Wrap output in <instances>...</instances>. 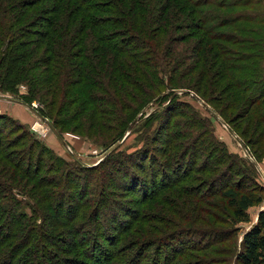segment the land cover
<instances>
[{
  "label": "trees",
  "instance_id": "1",
  "mask_svg": "<svg viewBox=\"0 0 264 264\" xmlns=\"http://www.w3.org/2000/svg\"><path fill=\"white\" fill-rule=\"evenodd\" d=\"M104 1L103 5L96 6L93 0H45L46 13L31 19L28 18V13L35 3L20 1L14 6L9 3L7 7L5 4L6 8L0 3V13L8 11L10 14L6 20H4L5 16L0 18V32L4 42L0 52L1 89L13 90L14 86L23 80L30 87L28 99L35 98L44 104L49 101L51 105L59 103L57 109L59 118L63 112L69 111L67 117H64V123L88 119L91 129L98 126L108 130L114 129L110 124H117L123 116L124 122L118 123L119 126H124L125 122H134L135 115L146 103V98L157 95V101L162 102L169 94L165 92L161 94L165 91L164 79H160L162 76L167 79L166 85L171 89L194 90L210 104L218 105L221 99L225 107L221 112H217L227 124L230 125L237 117L242 120L247 119L246 128L241 134L249 138L248 142L253 148L262 143L260 150L257 148L252 152L255 159L259 160L264 153V0H224L223 2L166 0L161 3L158 1L156 3L158 6L141 5L140 2L143 0ZM65 6L73 16L70 21L63 23L59 19ZM205 7L209 9L203 10ZM238 7L242 10H231ZM168 8L175 10L173 15ZM48 12L51 16H47ZM93 12L99 13L92 15ZM176 14L182 17L185 15L189 21L184 22L181 17L178 18L181 21H178L177 18H173ZM176 20L178 22L175 23ZM76 22L78 26L71 31ZM14 23L22 26L13 31ZM149 24L152 25V29L146 34ZM164 25L170 28V32L174 31V28L179 31L186 30L180 36L170 35L165 49L160 51L159 45L163 43L158 34L165 28ZM189 39L191 42L183 44ZM178 42L179 49L175 46ZM90 44L93 46L92 50H88ZM42 48L46 54L39 57ZM111 51V63L105 65V58L102 56L108 55ZM136 51H144L145 54L142 55H147L149 58H142V55ZM191 52L194 53V58ZM67 59L70 60L68 62L70 73L66 77H60ZM187 59L190 61L186 62ZM41 65L44 67L41 68ZM198 65L200 73L195 84L175 80V75L185 77L194 73ZM169 66H172L171 72L167 75L165 69ZM38 69H42V72ZM158 69L168 77L159 74ZM61 81L65 86L63 92L60 91L59 94L57 90ZM171 92L169 95L173 93ZM218 92L220 97H214ZM48 96L50 98H47ZM227 108L233 109L232 113L235 111V114L230 115ZM159 109L146 118L143 137L150 145L148 139L157 141V133L165 128L166 139L161 142L164 146L158 150L155 148L162 156L167 157L164 162L157 161L152 155L153 150L149 146H144L130 154L118 152L101 162L98 167L83 168V170L79 166L73 167V164L49 152V159L53 161L49 167L50 171H54V175L50 178H39L35 185L39 193L34 195L38 199L37 203L45 197L49 202L48 206L41 207L35 202L30 208L32 215L41 218L43 223L37 224L35 218H25L21 219L23 221L19 224L14 223L13 230L0 237V264H45L46 259H52L51 264H90L71 257L73 252H66L69 256L60 254L58 250H65L51 241L45 229L53 227L52 224L61 226L68 235L66 244L73 247L78 245L77 249L83 248V241L75 242L70 236L75 235L77 238L81 232L91 228L90 222L98 216L103 197L106 198L111 193L108 187L126 189L124 187L126 184L115 185L106 182L113 180L114 173L117 171L128 173L131 184L136 182L134 179L138 177L139 180L147 182L140 173L145 169H149L150 179L153 182L157 172L162 179H167L170 168L174 167V171H180L181 162L187 156L197 161L200 155L205 154L206 159L211 161L208 169H198L199 172L213 173L218 169L217 167L225 166L222 175L230 180L224 185L220 195L228 200L234 221L248 222V210L261 203L264 196V187L256 184L253 172L235 168L234 163L229 162L230 158L213 136H204L206 134L204 125L195 117L185 123L173 122V118L179 115L177 103L173 102V106L165 105ZM125 111L129 114L126 115ZM153 119H159L160 122L157 132L151 135L148 130ZM4 120L13 124L16 122L12 118L0 115V123ZM55 123L58 125L60 121L55 119ZM7 144L8 146L0 135V156L3 155L4 148L16 147V144ZM134 156L138 157L133 159ZM147 160L150 166H145L144 162ZM207 162L200 167H206ZM13 165L17 167L20 163L15 162ZM4 168L0 173L5 170ZM95 171L97 173L94 175ZM174 171L173 173H176ZM35 173L36 169L31 173V177H35ZM188 175L189 171L179 174L177 180H168L170 182H164L163 186L169 189L168 186L181 184L189 177ZM233 177H237V180H233ZM91 180L98 184L97 199L93 200L98 205L87 214L84 207L89 200L84 199V192L87 183ZM68 185L69 193L64 190ZM55 188H59L58 192L54 191ZM140 190L142 198H146V189ZM203 194H206L204 188L196 198L200 199ZM27 195L32 199L31 195ZM210 196V194L205 196L207 198L203 196L205 200L202 203L205 206L211 204L212 209L223 212L220 203L208 200ZM67 197L76 199V202L69 203ZM9 206L11 209L15 207L12 202ZM48 210H54L53 213L55 212L57 217L48 220L46 217ZM133 210L129 205L123 210L130 216L129 220L125 221H121L118 217L107 221L105 216L101 229L103 236L109 237L111 229L119 231L126 228L127 232L131 230L137 221L142 220ZM200 210L202 213L205 211L204 214L214 221L218 220L217 213L213 214L211 210L202 207ZM61 212L65 214L63 215L65 218H61ZM175 214L179 215V213ZM188 217L189 215L182 214L180 218L190 221ZM198 218L206 217L198 215ZM77 221L80 223L74 224ZM1 222L2 217H0ZM164 222L170 223L168 219ZM235 231L232 230L233 233ZM208 233L213 234L215 231L209 230ZM143 234L145 235L144 232ZM90 239L95 244L97 238ZM226 239L228 240L222 235L215 238L214 242H203L199 246L196 240L188 239L180 242L182 245L187 244V249L183 250L182 246L181 250L174 248L169 252L161 250L162 245H166L163 242L157 245L152 256V264H169L170 261L184 257L194 250L206 251L212 248L213 244L221 243ZM132 240L134 241V238ZM12 243L13 245L10 246ZM136 243L135 245L138 246L139 242ZM154 243L145 239L144 249L140 253L134 250L128 258L125 256L127 259L123 264H149L148 251ZM117 245L109 242V246L114 248L113 251L100 252L94 260L101 259L103 262L98 261L96 264H108L112 259L123 260L124 256L121 258L118 254ZM105 247L108 249L107 246ZM215 251L217 253V250ZM221 251L223 253V250ZM112 253L117 256L110 257ZM87 255L93 257L91 253L87 252ZM208 257L207 254H203L196 261L187 260L179 264H213L207 259ZM227 259H223L224 262L227 263ZM233 264H264V209L258 212L256 222L243 234L240 248L234 254Z\"/></svg>",
  "mask_w": 264,
  "mask_h": 264
},
{
  "label": "rangeland",
  "instance_id": "2",
  "mask_svg": "<svg viewBox=\"0 0 264 264\" xmlns=\"http://www.w3.org/2000/svg\"><path fill=\"white\" fill-rule=\"evenodd\" d=\"M20 1H30L32 4L35 3V6L29 10V19L46 13L45 8L47 5L45 0H0V3H2L4 8H6V5L9 7V3H11L10 5L14 6L15 4L18 5V2ZM158 1L159 3L162 1L166 2V0H143L140 3L141 5L145 4L150 6H158L156 4ZM221 1L223 2L224 0H217V2ZM93 2L96 6H99L103 5L105 1L93 0ZM100 2L101 4H96ZM148 8L149 7H147V9ZM206 9L209 8L205 7L203 10ZM231 10L235 11L242 9L238 7ZM168 11L172 15L175 12V10H172L171 8H168ZM1 13H3V15ZM1 13V19L5 16L4 20H6L10 16L8 11H3ZM98 13L99 12H93L91 14L97 15ZM47 14H49L47 16H51V13L48 12ZM72 16V12L68 11V7L65 6L62 9L59 20H61L63 23L65 21L68 22L71 20ZM179 17H181L184 22L189 21L185 15H183V17L177 14L173 16L175 19H178ZM178 21L181 20L178 19ZM178 21L176 20L175 23ZM19 26L22 25L19 23H14L13 31L18 29ZM76 26H78L77 22L76 24H73L71 31L76 29ZM166 27L168 26L166 25ZM166 27L158 34L163 43L159 45L160 51L165 49L167 39L170 35L174 36L179 34L180 36L186 30L182 29V31H179V29L174 28V31L170 32V28ZM151 29L152 25L149 24L145 33H149ZM3 36H5L4 33ZM188 42H191V39L183 42V44H187ZM3 44V37L1 38L0 32V52ZM179 45V42L175 43L176 48H178ZM92 47V44H90L88 50H92ZM43 50L44 49L42 48L38 55L39 57L45 56L46 53L43 52ZM136 52H139L141 55L145 54L144 51ZM191 54L192 58H194V53L191 52ZM111 55L112 51L108 55L102 56L105 58V65L111 63ZM142 58L148 59L149 57L147 55H142ZM189 61L190 59L186 60V62ZM68 62H70V60L67 59V62H65V65L62 67L63 72L60 74V77H66L69 75L70 68H68ZM43 67L44 66L41 65V68ZM171 67L172 66H169L165 69L167 70V75H170ZM38 70L40 72L42 69ZM199 70L200 66L198 65V69L195 70L194 73L185 77L175 75V80H180L183 83L195 84L196 79L198 80L199 78ZM158 73L163 75L159 69ZM161 78L164 79L163 90H165L161 92V94L164 92L170 94L172 91L173 93L171 92V95L168 94L162 102L157 101V95L146 98V103L136 113L134 122H125L124 126H119L118 123L122 124L124 122L123 118L125 117L123 116V118H121L117 124H110V126L114 129L108 130L99 128L98 126L91 129V124L88 119L64 123V117H67L69 111L63 112V115L59 118L57 115L59 103L51 105L49 104V101L44 104L42 101H38L35 98L28 99L30 87L27 82L23 80L18 82L14 86L13 90H3L0 87V115H5L8 118H12V120L16 121L14 124L6 120H4L3 123H0V131L2 132L0 135L3 139V142L7 146V143H10L11 145L16 144V147H8L6 149L4 148L3 155L0 156V170L5 167V170L0 173V189L2 190L0 192V217H2V222L0 223V237L10 233V231L13 230L12 227L14 223H21L23 221L21 219L35 218L37 224L41 225L43 223L41 218L32 215L30 208L34 206L35 202L37 203L38 201V199L34 197V195L39 193V190L37 189L38 187L35 186L36 181H38L39 178H50L54 175V171H50L51 168L49 167L53 163V161L49 159V152H51L53 156L61 157L70 164H73V167L79 166V168L86 169L98 167L101 162L115 156L118 152L130 154L144 146H149V148L153 150L152 155H154L155 159L159 162H164L167 157L162 156L160 152L156 150L164 146L161 142L166 139L164 137V134L166 133L165 128L161 129V131L157 133V141H150L148 139L150 142L149 145L146 142L147 140H145L143 137V133L145 131L144 122L151 113L160 110L159 108H163L165 105L173 106V102L177 103L179 107V115L173 118V122L185 123L187 121L189 122L190 120H193V117L198 119L201 124L204 125V130L206 132L204 136H213L214 140L223 147L227 157L230 158L229 162H233L234 167L240 169L241 171L246 170L248 172H253V174H251L255 177L256 184L258 186L264 187V153H262V156L259 158V160H256L252 153L257 148L260 150L262 143L256 145L255 148H253L248 142L249 138L247 139L241 134L243 133V129L246 128L247 119L242 120L237 117L235 121L229 125L221 118L218 113L221 112V110H223L225 107L221 99L218 105L207 103L194 90L186 88L171 89L166 85L168 84L167 79L162 76L160 79ZM64 86V83L61 81L57 92H63ZM215 96L218 97L219 92L215 93L214 97ZM47 98L50 97L48 96ZM36 103L38 106H36ZM227 109L229 110V108ZM232 110H229L230 115L235 114V111L232 113ZM13 112H16L20 115V117H18L19 119L14 117L15 115ZM124 113L126 115L129 114L127 111ZM233 118L235 117L233 116ZM55 119L60 121L58 125L55 123ZM230 119L231 118L229 117L228 120ZM159 122V119H153L151 121L150 130H148L150 131L151 135L154 132H157ZM231 126L233 128H231ZM202 128L203 127H201V129ZM119 130H121V132H119ZM191 130L193 131L192 128ZM198 130L199 129L197 128V131ZM239 134L241 136H239ZM241 145L245 147L249 156L243 152ZM137 157L134 156L133 159ZM15 162L20 163V165L15 167L13 165ZM205 162H207V166L200 167ZM210 162L211 161L208 160V158L206 159L205 154L200 155L197 161H194L193 158L187 156L185 160L181 162L182 164L180 166V171H174V167H171L170 171H168L169 177L167 179H162L160 174L157 172L154 175V182L150 179V174L148 172L149 169H145L144 172L142 171L140 173H142V177L147 180L146 183L139 180L138 177L134 179L136 182L131 184L132 182L129 181L128 173L124 174V171H117L114 173L113 180H107L106 182L115 183V185H118L119 183L123 185L126 184V186L124 185L126 189L115 188L113 186L108 187L109 192L111 193L106 198L103 197V203L100 205L98 216L94 217V220L90 222L91 228L81 232V235H79L77 238L75 235H73V237L70 236V239H74L75 242H84V247L81 249H77L78 245L73 247L66 244L68 241V235L66 231L62 230L61 226L52 224L53 227L46 228L45 232L48 234V237L53 243L59 244V246L65 250H58L60 254L66 255V252H73L71 257L79 261H83V263L88 262L90 264H96L98 261L103 262L101 259L94 260L97 258L100 252L104 253L108 250L111 253L113 251L114 248L109 246V242L111 244H118L116 247L119 249L118 254L121 255V258L122 256H124V258L123 260L112 259L108 261V264H123L128 256L131 253H134V250L135 252L138 251V253H140L144 249L143 243L145 239L150 240V242H155L152 248L148 251V254H150L149 264H152V256L155 253V249L157 245L159 246L163 242H165L166 245L163 244L161 250L169 252L174 248L181 250L182 246L183 250L187 249V244L182 245L180 242H185L188 239L196 240L199 246V244H202L203 242H214L215 238L222 237L223 235L225 238H228V240L226 239L221 243H215L212 245V248H208L206 251L194 250V252L189 253L184 257L170 261L169 264H179L182 263V261L187 260L196 261L199 259L198 257H201L203 254H207L209 256L207 259L213 264H233L234 254L240 248L243 234L256 222L258 212L261 209H264V196L261 203L254 205L248 210V222L242 223L239 221H234L231 209L227 203L228 200L224 199L220 195L224 185L230 180L228 177H224L222 175L225 166L217 167L218 171L216 170L213 173H208L207 171H198V169H208ZM254 162L257 163V165H254ZM144 164L145 166H150L149 160L145 161ZM154 167H156L155 164ZM35 169V177H31V173L34 172ZM173 171L176 173H173ZM186 171H189V177L184 179L181 184L168 186L170 187L169 189L164 188V182H167L168 180L175 181L178 179L177 177L179 174H183ZM96 173L97 172L95 171L93 174L95 175ZM57 175L58 173H56V176ZM233 180H237V177H233ZM170 181H168V183ZM71 182L74 183L73 181ZM144 188L146 189L147 193L146 198H142L141 195L140 189ZM202 188H204L206 192V194H203V196L205 197L210 194L211 196L208 200L211 202L214 201L220 203L219 206L222 208L223 212H217L215 209H212L210 203V205L205 206V204L202 203V201L205 200L203 196H201L200 199L196 198L201 192ZM161 189L163 191H161ZM58 190L59 188L54 189L55 192H58ZM64 190L69 193V185L65 187ZM96 190H98V184L93 180L89 181L86 185V192H84V199L89 200L86 207H84L86 210L85 213L87 214H90L91 210L98 205L93 202V200L97 199ZM158 190L161 192H158ZM27 194L31 195L32 199L28 197ZM161 197L163 198L160 199ZM10 202L14 204V209L10 208ZM68 202L74 203L76 202V199H69ZM48 203L49 202L44 197L37 204L41 207H44L48 206ZM127 205L131 206L138 213L137 215L139 218H142V220L137 221L133 225V228L128 232L126 231V228L119 231L118 229H111V235L109 237L103 236V230L101 229L103 226L102 224L104 217L106 216L107 221H112L114 217H118L119 219L121 218V221L129 220V214H126L123 211ZM199 206L207 210H211L213 214L217 213L219 216L218 220L214 221V219H212L210 216L205 215V211L202 213ZM53 211L54 210H48V216H46L48 220L57 217ZM175 213H179V215ZM182 214L189 215L188 218H190V221L180 218L182 217ZM61 215V218H65L63 216L65 214L61 212ZM198 215L204 216L206 218H198ZM167 219L170 221V223L164 222V220ZM79 223L80 222L77 221L74 224ZM120 224H122V222H120ZM209 230L215 231L216 234H209ZM232 230H236L235 233H233ZM19 234H21V232ZM90 238H97L95 244ZM113 238H115V240ZM133 238L134 241L132 240ZM162 238L164 239L162 240ZM61 240L62 242H60ZM136 242H139L138 246L135 245L137 244ZM97 243H99V245H96ZM132 244L134 245L131 247ZM12 245L13 243L10 244V246ZM128 245L130 246L126 247ZM105 246H107L108 249ZM50 248L52 249V247ZM212 250L214 251L212 252ZM215 250H217V253ZM221 250H223V253H221ZM87 252L93 254V257L90 258L87 255ZM112 255L117 256L115 253H112L110 257H112ZM125 256L127 258H125ZM226 258H228L227 263L223 260ZM51 263L52 259L45 260V264Z\"/></svg>",
  "mask_w": 264,
  "mask_h": 264
},
{
  "label": "water",
  "instance_id": "3",
  "mask_svg": "<svg viewBox=\"0 0 264 264\" xmlns=\"http://www.w3.org/2000/svg\"><path fill=\"white\" fill-rule=\"evenodd\" d=\"M213 114H214V113H213ZM214 115H215V114H214ZM215 116H216V115H215ZM230 132H231V131H230ZM241 147H242L243 152H244L246 155H248V153H247L245 147H243L242 145H241ZM248 156H249V155H248ZM254 165H257V163L254 162Z\"/></svg>",
  "mask_w": 264,
  "mask_h": 264
},
{
  "label": "crops",
  "instance_id": "4",
  "mask_svg": "<svg viewBox=\"0 0 264 264\" xmlns=\"http://www.w3.org/2000/svg\"><path fill=\"white\" fill-rule=\"evenodd\" d=\"M13 113H14V112H13ZM14 115H15V116H14ZM14 115H13V116H14L15 118H18V117H20V115H19V114H17L16 112L14 113ZM18 119H19V118H18ZM259 171H260V170H259Z\"/></svg>",
  "mask_w": 264,
  "mask_h": 264
},
{
  "label": "built area",
  "instance_id": "5",
  "mask_svg": "<svg viewBox=\"0 0 264 264\" xmlns=\"http://www.w3.org/2000/svg\"><path fill=\"white\" fill-rule=\"evenodd\" d=\"M36 106H38V104L36 103ZM41 117V116H40ZM40 126H41V124H40ZM42 127V126H41ZM262 174V173H261ZM263 179H264V176H263Z\"/></svg>",
  "mask_w": 264,
  "mask_h": 264
}]
</instances>
